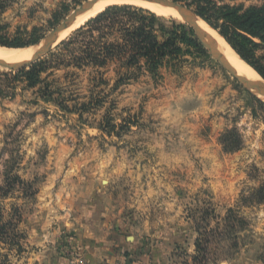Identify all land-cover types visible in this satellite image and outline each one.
Masks as SVG:
<instances>
[{"label": "rangeland", "instance_id": "374dc122", "mask_svg": "<svg viewBox=\"0 0 264 264\" xmlns=\"http://www.w3.org/2000/svg\"><path fill=\"white\" fill-rule=\"evenodd\" d=\"M86 1L0 0V42L28 43L22 49L28 48L30 56V47ZM210 1L205 0L213 4L215 13H224L228 21L248 16L258 27H261L259 20L264 23V0ZM205 2L179 3L195 12ZM156 16L165 23L186 27L191 39L183 45L186 54L181 63L170 67L173 71L180 70L178 77L167 76V80L158 77L159 88L143 78L139 87L109 94L102 109L90 112L84 122L73 117L67 121L54 108L48 111L41 103L0 123V187L8 191L0 196V207L5 209L7 221L13 218L18 224L22 249L9 252L8 245H0V254H8V264H37L41 248L31 244L30 234L40 215L46 214L40 192L48 168L57 162L68 166L72 160L86 163V151L103 152L97 160L104 157L107 165L108 161L118 160L122 165L140 169L154 165L165 168L160 177L175 203L169 209L165 206L169 214L163 222H150L149 229L142 222L143 252L138 249L132 255L134 263L192 264L197 240L209 235L205 246L210 252V264H264V101L244 89L201 44L185 20ZM75 31L63 41L72 38ZM91 35L100 38L101 32ZM91 35L84 36L85 43ZM240 35L248 44L250 59L264 71V41L253 40L242 31ZM63 41L21 70H28L39 61H60L59 56L68 61L70 54L57 48ZM71 45V50L81 47L78 43ZM21 70L0 67V77H23L19 74ZM54 76L61 78L63 74ZM68 91L80 98L76 88ZM31 99L27 96L26 101ZM109 123L114 129L104 131L102 128ZM137 124L141 127L132 130ZM148 132L165 135L169 156L162 163L155 157L146 158L138 137L131 135ZM226 136L241 141V149L226 152L221 144ZM115 151L120 153L119 158L111 153ZM14 177L25 181V186L15 183ZM157 180L153 178L152 182ZM12 208L17 209L18 217L13 216ZM63 256L76 264L74 252L64 251Z\"/></svg>", "mask_w": 264, "mask_h": 264}, {"label": "crops", "instance_id": "0c3cea01", "mask_svg": "<svg viewBox=\"0 0 264 264\" xmlns=\"http://www.w3.org/2000/svg\"><path fill=\"white\" fill-rule=\"evenodd\" d=\"M168 68H162L159 77L167 80V76L176 78L180 75V70L173 71ZM61 72L63 76L55 78L54 75ZM74 72L77 73V77L68 78V73ZM45 77L46 81L53 85V91L62 90V95L55 94V98H72V101L67 102L71 110L89 105V110L82 114L83 120L90 112L102 109L109 94L139 87L143 78H148L149 84L154 88L161 85L157 81L158 77L145 72L137 80L114 89L119 76L113 69L104 77L109 85L96 89L93 81L96 74L91 70L84 73L74 69L55 70ZM71 88L77 89L81 99L79 96L75 97V93L71 91L67 93ZM41 91L42 85L31 88L22 77L2 75L0 123L14 117L18 112L29 109L31 105L37 107L41 103L48 107V111L54 108V112L61 114L67 121L70 117L80 118L79 113H68L53 103L45 102ZM68 94L70 96L67 97ZM27 96L33 101H26ZM102 98L105 99L102 106H95V100ZM91 103L93 106H90ZM139 127L141 126L137 124L132 130ZM131 135L138 137L137 141L141 142L146 158L155 157L161 162L163 158L169 156L163 133ZM58 152L60 154L61 150ZM111 153L119 158L117 154L120 153L117 151ZM85 154L86 158L88 157L86 163L72 160L68 166L57 162L54 167L48 168L49 172L40 192L41 204L45 206L46 214L40 215L38 221L33 224L30 234L31 244L41 248L37 264H73L63 256V252L67 250L74 252L75 261L82 264H140L132 261V255L138 249L143 252L145 233L142 222L147 224L148 229L150 222H163L166 220V214H169L165 212V206L169 209V205L175 203L174 197L167 194L169 188L160 177L165 168L154 165L140 169L130 164L122 165L118 160L108 161L107 165L104 157L100 161L97 160L98 155H103V152L86 151ZM151 174L157 176L151 177ZM153 178L158 180L152 182ZM172 220H176L175 214ZM147 235L150 237V233ZM158 235L160 234L156 236Z\"/></svg>", "mask_w": 264, "mask_h": 264}, {"label": "trees", "instance_id": "16d2710c", "mask_svg": "<svg viewBox=\"0 0 264 264\" xmlns=\"http://www.w3.org/2000/svg\"><path fill=\"white\" fill-rule=\"evenodd\" d=\"M174 1L184 2L187 0ZM207 1L211 2L210 0ZM212 6V3L205 2L203 7L201 6L195 11L196 16L217 31L230 47L264 79V71L250 59L248 44L243 41V37L240 35L242 31L253 40L264 41V23L259 20L261 27H258L256 22L252 23L248 16L244 19L228 21L224 13H215ZM150 12L131 5L111 6L87 21L74 32L72 38L68 41L66 39L57 47L59 49L64 48L67 54H70L68 61L62 59L61 56L58 57L60 61L57 62L39 61L30 66V69L21 70L19 74L24 77L22 78L31 88L42 85L41 96L45 102L53 103L68 113H79V120L84 122L82 114L89 110V105H84L80 109L75 107L71 110L67 106V102L72 101V98H55V94L62 95V90L56 89V91H53V85L46 81L47 78L42 79V76L48 72L62 69H74L83 73L91 70L96 74L93 80L96 89L109 85L104 77L113 69L119 76L113 88L119 89L132 80H137L145 72L153 77H159L162 68H175L176 63L180 64L186 54L183 45L191 42L186 27L176 26L174 23H165L156 14ZM94 32H101L100 38L94 39V36L91 35ZM86 34L91 35L87 37V43L84 42ZM89 39L92 41H89ZM73 43H78L81 47L71 50L70 47ZM29 45L25 42L14 44L0 42L1 47L15 49L26 48ZM196 48L200 49L197 44ZM53 55L54 53L51 56ZM49 73L47 76H49ZM75 77H77L76 72L68 73V78ZM104 100V98L96 99L94 105L97 107L102 106ZM110 124L102 129L104 131L113 130L114 128ZM120 129L122 130V127ZM228 143H231L232 146L228 147ZM221 144L228 153L237 152L241 149V141L229 139L228 136L221 139ZM13 181L23 186L26 184L19 177H14ZM6 193H8L7 188L0 187V196ZM12 212L13 216L15 215L14 217H18L17 209L12 208ZM5 215V209L0 207V245H8L9 252H13L14 248L21 251L18 241V224L13 222V218H11V221H7ZM209 238V235H205L202 236V239L197 240L196 254L192 257V264L211 263L209 249L205 246L209 243ZM0 264H8V254H0Z\"/></svg>", "mask_w": 264, "mask_h": 264}, {"label": "bare ground", "instance_id": "6f19581e", "mask_svg": "<svg viewBox=\"0 0 264 264\" xmlns=\"http://www.w3.org/2000/svg\"><path fill=\"white\" fill-rule=\"evenodd\" d=\"M114 5H131L149 10L158 16L173 18L180 22H184L183 17L179 13L167 7L143 3L137 0H108L94 6L92 9L80 16L74 23L64 29L48 45L40 47L37 50L35 57H43L49 51H51L55 45L68 38V36L71 35L73 31L79 29L87 21L99 15L108 7ZM197 25L211 45L225 58V60L234 68V70L245 79L248 84L254 86L255 88L264 89V80H262L259 74L230 47L226 40L217 31L200 19H197ZM29 52L30 51L28 48L9 49L0 47V60L9 64L27 63L32 55L31 54L29 56Z\"/></svg>", "mask_w": 264, "mask_h": 264}, {"label": "water", "instance_id": "95a60500", "mask_svg": "<svg viewBox=\"0 0 264 264\" xmlns=\"http://www.w3.org/2000/svg\"><path fill=\"white\" fill-rule=\"evenodd\" d=\"M108 1V0H88L83 3L80 7H78L70 16H68L59 26H57L48 36H46L41 41L37 42L33 45L32 55L30 60L27 63L20 64H9L0 60V67L9 69L11 71H19L28 65L34 63L38 58L36 56L37 50L45 45H48L52 40H54L64 29L74 23L80 16L85 14L87 11L92 9L97 4ZM143 3L153 4L161 7H167L173 9L177 13H179L185 22L190 25L198 37L201 44L211 53V55L252 95H254L257 99L264 101V89L263 88H255L254 86L248 84L245 79L240 76L234 68L225 60V58L211 45V43L207 40V38L202 34L200 28L197 25V19L195 12L174 0H137Z\"/></svg>", "mask_w": 264, "mask_h": 264}, {"label": "built area", "instance_id": "2783aa9c", "mask_svg": "<svg viewBox=\"0 0 264 264\" xmlns=\"http://www.w3.org/2000/svg\"><path fill=\"white\" fill-rule=\"evenodd\" d=\"M76 264H82V263L80 261L79 262L77 261Z\"/></svg>", "mask_w": 264, "mask_h": 264}]
</instances>
